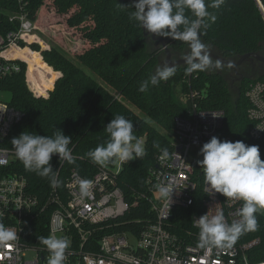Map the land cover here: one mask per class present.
Listing matches in <instances>:
<instances>
[{
  "label": "trees",
  "instance_id": "trees-1",
  "mask_svg": "<svg viewBox=\"0 0 264 264\" xmlns=\"http://www.w3.org/2000/svg\"><path fill=\"white\" fill-rule=\"evenodd\" d=\"M212 2L206 0L208 5ZM134 3L128 0H0V36L19 30L20 13L34 23L44 19L48 30L58 35L50 40L44 38L50 46L44 49L39 41L31 38L28 42L22 41L25 49L13 54L23 59L17 60L21 70L0 74V90L8 92L7 101L23 112L5 145L14 150L11 140L23 131L53 136L62 130L72 137L69 148L75 159V163H68L60 160L59 154L52 155L50 164L60 181L56 191L49 178L25 169L16 156L6 168L25 176L28 192L45 206L28 230L27 240L33 243H41L39 238L47 236L49 217L58 207L57 196L67 201L65 184L71 172L76 170L90 178L97 171L100 165L87 153L109 142L105 126L117 115L133 122L134 135L138 139L145 137L146 151L142 158L124 162L117 175L118 185L129 203V209L118 220L121 229L137 231L138 226L155 218L151 201L138 194L147 191L146 177L156 165L160 151L171 148L174 118L189 112L192 101L185 96L191 90L206 93L201 101L203 108L225 110L220 140L230 136L233 142L258 145L264 159V138L253 140L248 135L250 122L245 91L249 80L243 83L240 96L235 99L225 76L208 71L187 74L185 65L176 67L169 80L149 85L146 91L139 90L159 67L164 50L151 49L144 29L130 19L135 11ZM263 10L264 0H226L219 8L209 7L208 11L216 19L214 22L204 19L207 27L202 25L200 38L227 58L259 52L264 48ZM185 14L196 19L190 11L186 10ZM166 38L174 54H186V43ZM201 196L197 202H201ZM176 210L174 224H184L183 216L187 224L194 212L190 208Z\"/></svg>",
  "mask_w": 264,
  "mask_h": 264
},
{
  "label": "built area",
  "instance_id": "built-area-1",
  "mask_svg": "<svg viewBox=\"0 0 264 264\" xmlns=\"http://www.w3.org/2000/svg\"><path fill=\"white\" fill-rule=\"evenodd\" d=\"M20 28L6 37L0 36V74L7 75L21 70L20 57L13 54L25 49L21 42H28L35 23L20 13ZM13 19V18H11ZM23 60V59H22ZM2 90H0V95ZM206 93L191 90L186 99L192 101L187 115L174 118V140L168 158L157 156L156 165L146 177V192L138 196L151 201L155 214L152 221L138 226L137 231L121 229L119 219L129 209L117 175L124 162L99 166L86 178L73 170L65 187L68 199L57 196L58 207L49 217L47 236L55 235L70 240L65 264H264V210L256 213L258 227L242 234L230 249L198 247L199 227L196 223L208 210L222 208L226 221L238 219L236 213L241 201H229L222 194L210 195L202 169L197 161L203 157L199 149L211 137H218L225 123L223 109H205L201 101ZM248 102V135L253 140L264 138V76L249 80L245 91ZM23 112L0 96V217L6 228L17 233V239L0 245V264H48L50 253L42 243H33L29 228L45 209L38 198L27 190L25 176L6 170L15 157V151L5 145L14 126L22 119ZM232 141L230 136L221 141ZM78 179L93 181L90 197L79 195ZM172 184L170 198L155 197L157 185ZM56 191V187L54 188ZM201 202H197L199 195ZM177 208H190L194 212L183 216L184 224H174ZM200 209V212H198ZM32 254V255H30Z\"/></svg>",
  "mask_w": 264,
  "mask_h": 264
},
{
  "label": "clouds",
  "instance_id": "clouds-1",
  "mask_svg": "<svg viewBox=\"0 0 264 264\" xmlns=\"http://www.w3.org/2000/svg\"><path fill=\"white\" fill-rule=\"evenodd\" d=\"M226 0H213L208 5L206 0H135V11L130 19L136 21L149 34L171 37L187 44L188 52L182 59L186 65L187 74L205 72L213 67L214 60L208 46L201 40V27L205 18L215 21L208 8H219ZM190 11L196 19H190L185 13ZM182 26V27H181ZM220 68L219 61L215 62ZM176 72L175 64H164L156 68L150 80H145L140 91H146L149 85H157L167 81ZM133 122L122 115H117L105 126L110 140L106 145H98L89 151L87 156L96 164L105 166L114 160L128 162L134 158H142L145 147L133 133ZM71 136L62 130L53 136L35 135L22 132L11 140L15 156L22 162L25 169L37 175L49 178L52 187H59L54 169L50 164L53 154H59L60 160L75 163L69 144ZM202 159L197 163L202 169L204 181L211 189L210 195L222 194L229 201H241L242 206L237 210L238 219L231 223L226 221L222 208L209 210L196 219L200 229L198 247L201 249L216 248L230 249L238 238L246 233L255 231L258 227L256 213L264 210V159H261L258 145H246L243 141H221L213 136L199 149ZM170 153L165 148L162 158H168ZM5 161H0L4 164ZM79 195L81 198L92 195L93 181L78 179ZM172 184L157 185L160 198H170ZM3 213L0 212V217ZM17 239V233L5 227L0 222V245L9 244ZM50 253L48 264H65L66 250L70 240L51 235L39 238Z\"/></svg>",
  "mask_w": 264,
  "mask_h": 264
},
{
  "label": "flooded vegetation",
  "instance_id": "flooded-vegetation-1",
  "mask_svg": "<svg viewBox=\"0 0 264 264\" xmlns=\"http://www.w3.org/2000/svg\"><path fill=\"white\" fill-rule=\"evenodd\" d=\"M156 38H157V36L155 34H153V39L157 40ZM187 52H186V54H187ZM259 52H260V54L264 55V48L262 50H260ZM214 53L222 55L220 52H214ZM162 57H163V55H162ZM162 57H161L159 66H162V65L167 63L165 60L162 59ZM228 59H230L234 62H237L240 59V56L231 57ZM213 60H214V62L219 61L221 64L220 68H222L226 72V74H223V73H221V71L217 70L215 73H219V74L225 76L226 80L228 81V85H230L229 78H232L233 81H235L237 83V85L236 86L232 85L231 87L234 86L235 89H237V91H240V88L242 87L243 83L246 80H251V79H255L257 77L264 76V62L259 60V59H256V58L246 60L237 66L226 64V63L221 62L220 60H218L216 58H213Z\"/></svg>",
  "mask_w": 264,
  "mask_h": 264
},
{
  "label": "rangeland",
  "instance_id": "rangeland-1",
  "mask_svg": "<svg viewBox=\"0 0 264 264\" xmlns=\"http://www.w3.org/2000/svg\"><path fill=\"white\" fill-rule=\"evenodd\" d=\"M259 4L261 5L260 2H259ZM261 7H262V5H261ZM48 28H49V26L46 24V22L44 20L43 21V24H41L40 28L38 30H36V28H35L34 32L38 33L43 39L45 38V39L50 40L51 37H53V39H54V37L56 38V36H58V35L57 34L55 35L54 32H52L51 30H48ZM146 36L148 37V41L150 43V46H151L150 48L151 49H153L155 47L157 48L161 44L159 41L153 39V34H149L147 32V35ZM57 40H58V42H61V38H59ZM206 45L208 46V49L211 50V52H219V50L216 47H214L213 45H210V44H206ZM182 57H183V55H178V54H174L173 53L172 59L173 60H176V59L182 58ZM162 59L166 61V53H163ZM214 65H215V62H214ZM214 65H213L212 68H210L207 71L211 73L213 71L216 72L217 70H219V71H221V73L226 74V72L222 68H216V67H214ZM229 82H230V85H229L230 91H231L233 97L235 99H237V97L240 96L239 95V92L240 91H237V89H235V87H234V86L237 85V83L235 81H233L232 78H229ZM232 85H234V86L231 87ZM1 93L2 94L0 96H1L2 99H5V100H9L10 99V94L8 92L2 91ZM139 140H141L143 142L144 146H145V137L144 136H141L139 138ZM157 196H159V195L158 194H155V197H157ZM30 255H32V254H30Z\"/></svg>",
  "mask_w": 264,
  "mask_h": 264
},
{
  "label": "water",
  "instance_id": "water-1",
  "mask_svg": "<svg viewBox=\"0 0 264 264\" xmlns=\"http://www.w3.org/2000/svg\"><path fill=\"white\" fill-rule=\"evenodd\" d=\"M128 1H134L135 2V0H128ZM144 34L147 35L146 30H144ZM156 39L161 43L157 48L163 49L164 50L163 53H166L167 64H170V65L175 64V67H178V68L185 66V63H184L182 58H178L176 60L172 59L173 52H172L171 48L169 47L168 38L163 37V36H158ZM209 51L211 52V50H209ZM163 53H162V55H163ZM211 53H212L213 58H216V59L220 60L221 62H224V63L229 64V65H233V66H237L240 63H242L246 60H249V59H253V58L259 59V60L264 62V55L260 54V52H248V53L242 54L240 56V59L237 62H234V61L228 59L227 57H224L223 55H219V54H216L214 52H211ZM162 55H161V57H162Z\"/></svg>",
  "mask_w": 264,
  "mask_h": 264
},
{
  "label": "crops",
  "instance_id": "crops-1",
  "mask_svg": "<svg viewBox=\"0 0 264 264\" xmlns=\"http://www.w3.org/2000/svg\"><path fill=\"white\" fill-rule=\"evenodd\" d=\"M43 21H44V19L35 23L36 30H38L40 28L41 24H43ZM30 38L33 41H39L41 43L43 49L50 47L48 42L46 40H44L38 33L34 32V31H33Z\"/></svg>",
  "mask_w": 264,
  "mask_h": 264
}]
</instances>
